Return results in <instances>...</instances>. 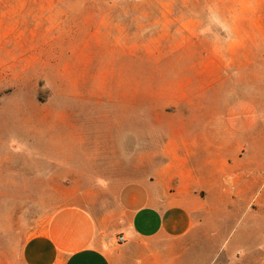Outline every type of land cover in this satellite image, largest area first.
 Returning <instances> with one entry per match:
<instances>
[{"label":"rangeland","instance_id":"1","mask_svg":"<svg viewBox=\"0 0 264 264\" xmlns=\"http://www.w3.org/2000/svg\"><path fill=\"white\" fill-rule=\"evenodd\" d=\"M235 4L0 0L1 264L18 262L52 210L94 207L103 185L149 173L164 121L192 86V17L220 37L224 16L237 15L221 5ZM234 224L238 235L244 223ZM242 240L243 248L213 253L212 264H264L251 229Z\"/></svg>","mask_w":264,"mask_h":264},{"label":"crops","instance_id":"2","mask_svg":"<svg viewBox=\"0 0 264 264\" xmlns=\"http://www.w3.org/2000/svg\"><path fill=\"white\" fill-rule=\"evenodd\" d=\"M221 12L237 15L224 16L220 37L192 17V86L164 121L149 173L103 185L94 207L52 210L16 264H181L191 252L212 264L243 248L248 229L264 250V0Z\"/></svg>","mask_w":264,"mask_h":264},{"label":"built area","instance_id":"3","mask_svg":"<svg viewBox=\"0 0 264 264\" xmlns=\"http://www.w3.org/2000/svg\"><path fill=\"white\" fill-rule=\"evenodd\" d=\"M123 241H124V240H123V238H122L121 236L117 238V242H118V243H122Z\"/></svg>","mask_w":264,"mask_h":264}]
</instances>
